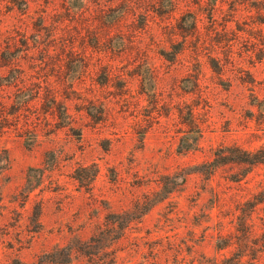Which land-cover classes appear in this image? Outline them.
I'll return each mask as SVG.
<instances>
[{
    "label": "rangeland",
    "instance_id": "374dc122",
    "mask_svg": "<svg viewBox=\"0 0 264 264\" xmlns=\"http://www.w3.org/2000/svg\"><path fill=\"white\" fill-rule=\"evenodd\" d=\"M264 0H0V264H264Z\"/></svg>",
    "mask_w": 264,
    "mask_h": 264
},
{
    "label": "trees",
    "instance_id": "16d2710c",
    "mask_svg": "<svg viewBox=\"0 0 264 264\" xmlns=\"http://www.w3.org/2000/svg\"><path fill=\"white\" fill-rule=\"evenodd\" d=\"M229 158L225 163H251L256 164L259 162H264V147L256 151H248L242 148H229L227 150Z\"/></svg>",
    "mask_w": 264,
    "mask_h": 264
}]
</instances>
